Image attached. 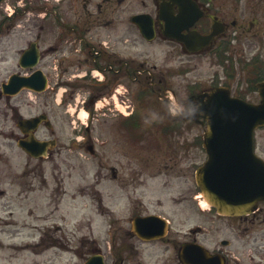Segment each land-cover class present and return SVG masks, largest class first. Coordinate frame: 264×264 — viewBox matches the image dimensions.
I'll return each instance as SVG.
<instances>
[{"label":"flooded vegetation","instance_id":"flooded-vegetation-1","mask_svg":"<svg viewBox=\"0 0 264 264\" xmlns=\"http://www.w3.org/2000/svg\"><path fill=\"white\" fill-rule=\"evenodd\" d=\"M142 30L153 31L152 39ZM32 43L35 65L31 57L21 60ZM152 43L156 49L148 47ZM155 51L158 62L149 65ZM8 56L9 74L31 77L41 71L45 90L10 97L2 94L10 75L0 78V104L12 102L10 113L7 108L0 118V209L37 222L0 223V233L35 229L40 234L33 252L54 249L47 264H64L66 242L56 216L68 200L69 210H78L86 194L81 162L67 160L68 153L84 149L91 159L95 210H104L106 196L109 208L121 207L124 216L119 241L113 222L109 229L111 264H184V245L187 264H264V204L226 218L199 209L194 187L195 170L206 158L209 96L220 89L250 103L259 100L264 0H44L40 18L33 6L3 2L0 65ZM38 96L42 100H34ZM30 100L43 110L33 115ZM175 106L182 110L173 113ZM82 109L89 120L85 127L77 124ZM152 111L156 115L149 118ZM34 117L42 120L36 129L19 127L22 119ZM51 120L73 124L71 135L82 137L34 159L17 143L32 136L49 141ZM149 136L163 137V143ZM163 150L172 153L165 165L141 154ZM78 247L70 249L75 259L82 256Z\"/></svg>","mask_w":264,"mask_h":264},{"label":"water","instance_id":"water-1","mask_svg":"<svg viewBox=\"0 0 264 264\" xmlns=\"http://www.w3.org/2000/svg\"><path fill=\"white\" fill-rule=\"evenodd\" d=\"M259 95L257 105L222 97L215 102L211 96L203 144L208 160L198 169L196 183L203 199L222 215H239L264 201V162L252 153L253 131L264 125V84ZM84 264L104 263L95 256Z\"/></svg>","mask_w":264,"mask_h":264},{"label":"rangeland","instance_id":"rangeland-1","mask_svg":"<svg viewBox=\"0 0 264 264\" xmlns=\"http://www.w3.org/2000/svg\"><path fill=\"white\" fill-rule=\"evenodd\" d=\"M10 1L13 2V3L14 2H16V3L22 2V4H27V5L33 6V7H39L41 5V2L43 0H10ZM39 13L41 14V12H39ZM24 43L25 42H24L23 39H18V42H17L18 47H23L24 46ZM148 47L149 48H152V49H154V48L156 49V45L154 43L149 44ZM148 59H149V65H151V64L156 65V63L158 62V59H159L158 56H156V51H155V54L154 55H148ZM12 71H13V65H12L11 56H8V62L5 63V64L0 65V78L5 77L8 73H10ZM35 100L36 101L42 100V96L36 97ZM11 103L12 102H9L7 104V103L2 102V104H0V118L5 117V109L7 110V108H9L8 109V112L10 113V111H11L10 110ZM31 109H32L31 110L32 111L31 112L32 114H37V113H39V112H41L43 110L41 108V106L38 105L37 103L32 104ZM151 113L154 116H151L149 118H154L155 115H156V111H152ZM81 119H82L83 122L86 121L85 118H83V117ZM52 123L53 124L55 123L54 127L58 131H57V133L55 135H52V134L49 133L48 136L49 137H55L58 140V144L59 145H65V146L68 145L69 138L71 137V135H69L70 134V130H71L69 123H67V122L59 123V127H58V123L55 122L54 120H52ZM78 124H80V122H78ZM8 125H10V122H8ZM193 133H195V132H193ZM192 134L186 136L188 142H192V140L195 139L193 137L194 135H192ZM256 136H257V144H262V146H263V147L260 146L259 150L264 154V132L259 131V132H257ZM150 138H156V139L160 140L161 143H163V139H164L163 137H153V136H149L148 139H150ZM180 141L181 140H178V143H180ZM79 154H83V153L81 151L74 152V153H68V155H71V156H67V160H71V161H76L77 159L79 160ZM141 154H143V156L146 158V160L161 161L160 162V165H165L166 164L165 162H168L169 163L172 153L171 152H165L163 150L161 153H159V152L145 151V152H143ZM200 156H201V154L196 151L194 161L195 162L200 161L201 160V157ZM179 167H180V165L179 166H175L174 168H179ZM184 184L190 186V183L189 182H186ZM176 185H178V184L177 183H174L173 184V188L176 191H178ZM184 188H185V186H184ZM182 204L179 206V208L182 206ZM185 208H189V206H186ZM85 212L86 211L84 210V214H83L84 220L82 222V228H83L84 232L87 233V229L86 228L88 226V223H90L88 221V219L90 218V216L89 215H86ZM2 218L5 219V216L2 215ZM104 219H105V217H104ZM101 225H99V228L98 227H97V229L95 228V232L93 233L95 236H97L98 238H100V240H102L105 237L104 236V233H103V231L105 230V225L104 226L103 225L101 226ZM28 236H31V235L30 234H27V233H24V235H23V238L24 239L23 240L28 239L27 238ZM21 240H22V238L16 240V242H21ZM25 241H27V240H25ZM8 252L9 251H7L6 249H0V263L1 264H32L33 260H39V258H35V257L30 256L29 252H27L26 250H23V249L20 248V250L17 252V257L16 258H13V259H11L10 261L7 262L6 255L8 254ZM86 252H88V250H86ZM102 253L103 254H106L105 247L102 248ZM37 264H42V260H40L39 263H37Z\"/></svg>","mask_w":264,"mask_h":264},{"label":"clouds","instance_id":"clouds-1","mask_svg":"<svg viewBox=\"0 0 264 264\" xmlns=\"http://www.w3.org/2000/svg\"><path fill=\"white\" fill-rule=\"evenodd\" d=\"M178 109L182 110V109H181V106H175V107H173V108H172V112H173V113H176ZM193 111H194V109H193Z\"/></svg>","mask_w":264,"mask_h":264},{"label":"bare ground","instance_id":"bare-ground-1","mask_svg":"<svg viewBox=\"0 0 264 264\" xmlns=\"http://www.w3.org/2000/svg\"><path fill=\"white\" fill-rule=\"evenodd\" d=\"M200 203H201V205H202V206H204V207H206V206H207V205H206V203H205L204 201H202V200H201V202H200Z\"/></svg>","mask_w":264,"mask_h":264}]
</instances>
